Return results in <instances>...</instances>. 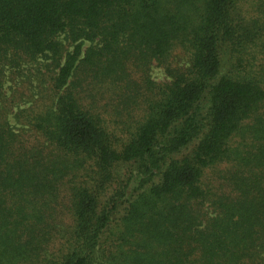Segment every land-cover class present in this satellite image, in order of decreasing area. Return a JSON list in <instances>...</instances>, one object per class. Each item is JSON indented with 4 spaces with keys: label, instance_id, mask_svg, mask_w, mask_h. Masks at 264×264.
<instances>
[{
    "label": "trees",
    "instance_id": "1",
    "mask_svg": "<svg viewBox=\"0 0 264 264\" xmlns=\"http://www.w3.org/2000/svg\"><path fill=\"white\" fill-rule=\"evenodd\" d=\"M0 264H264V0H0Z\"/></svg>",
    "mask_w": 264,
    "mask_h": 264
},
{
    "label": "rangeland",
    "instance_id": "2",
    "mask_svg": "<svg viewBox=\"0 0 264 264\" xmlns=\"http://www.w3.org/2000/svg\"><path fill=\"white\" fill-rule=\"evenodd\" d=\"M87 45H88V44L86 43V44L83 45V47L85 48ZM178 53H179V54H178ZM176 54H178V56H179L181 59H184V57H182L183 55H182V52H181V51L176 52ZM182 61H183V60H182ZM150 72H151V77H152V79H153L154 81L159 82V83H160V82L168 81V77H167V75L165 74L164 69H163L162 67H160V66H157L155 63L152 64ZM26 74H27V73H26ZM33 83H35V82L33 81ZM9 85H13V82H11V81L7 82V85H6V92H7V93H8V91H9V89H8ZM42 93L45 94V97L48 96L47 93H46V90L43 91ZM47 98H48V97H47ZM25 105H27V104H25ZM13 118H14V117H13V114H9V120L11 121V123H13V124L15 125L16 123H15V121H14Z\"/></svg>",
    "mask_w": 264,
    "mask_h": 264
}]
</instances>
